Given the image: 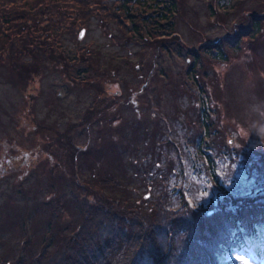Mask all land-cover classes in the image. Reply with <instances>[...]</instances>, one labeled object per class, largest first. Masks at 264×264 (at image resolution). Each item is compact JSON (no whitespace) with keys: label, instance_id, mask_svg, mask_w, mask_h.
Listing matches in <instances>:
<instances>
[{"label":"rangeland","instance_id":"rangeland-1","mask_svg":"<svg viewBox=\"0 0 264 264\" xmlns=\"http://www.w3.org/2000/svg\"><path fill=\"white\" fill-rule=\"evenodd\" d=\"M57 1L86 25L80 39L78 30L61 43L87 49L89 77L101 71L107 79L96 97L58 71L36 75L28 87L35 123L27 87L0 76V264H49L62 235L81 220L83 198L94 200L85 195L101 171L115 174L119 185L97 188L98 200L119 199L164 237L140 264H172L173 254L184 255L192 243L181 239L194 229L187 217L236 201L264 203V0H175L172 13L161 9L167 2L129 0L123 10L135 21L166 15L129 42L120 1ZM254 16L258 28L249 25ZM218 41L216 50L211 44ZM9 71L0 63V73ZM91 108L92 122L82 124ZM64 134L83 148L76 177L57 144ZM233 252L219 264H242L237 256L264 264L263 245ZM121 254L110 252L106 264L121 263Z\"/></svg>","mask_w":264,"mask_h":264},{"label":"trees","instance_id":"trees-1","mask_svg":"<svg viewBox=\"0 0 264 264\" xmlns=\"http://www.w3.org/2000/svg\"><path fill=\"white\" fill-rule=\"evenodd\" d=\"M118 1L122 5L120 9L125 12L126 21L130 23V29L127 30L130 36H124L123 42H129L135 36L142 39L143 27L149 26L152 30L154 26L151 27V24L160 25V21L166 16L163 11L160 18H155L152 20L153 22L149 21L148 17H142L139 18V21H135L136 16L133 12L123 10L129 8L130 5L126 3L129 0ZM155 2L169 3V6L165 4L161 9H167L170 13L175 6V0H156ZM58 4L57 0H0V63L1 66H6L11 70L8 73H0V76L9 78L7 80L12 85L16 82L23 84L20 87L24 89L26 86L28 91L30 84L37 81L35 80L36 75L49 69L60 72L66 80L69 78L71 81L69 83L73 87L82 86L87 90L94 89L96 97H98L97 95L103 91L102 84L106 82L107 76L100 73L101 71L99 73L95 71V77H89L87 69L91 68L89 63L91 57L88 55V50L80 46L77 49L74 48L73 51L68 50L61 43L65 39L64 35L76 33L86 25L77 23L78 18L74 19L77 13L61 11ZM76 10L78 9L76 8ZM68 18H71L69 19L71 22L68 21ZM257 21L258 17L254 16L249 25L257 27ZM233 43L235 44V41ZM211 45L218 50L221 43L218 41ZM211 45L205 44L201 47L204 52L208 53L211 49L207 48ZM235 46H237V41ZM192 62L195 63V61ZM79 64H83L85 68H79ZM82 70L86 71H83L81 75L80 71ZM73 72H77V76H74ZM28 97L30 119L36 123L32 112L34 105L32 101L35 97L29 91ZM89 110V115L85 112L81 118L82 124L92 122L91 117L94 111H92L93 108ZM201 124L206 131L208 129L206 120L201 119ZM89 125H81V128ZM72 127H75V124ZM60 137L57 144L61 145L64 154L68 155L69 172L76 177L75 163L78 153H84L83 148L74 144L68 134ZM50 146L47 145V147ZM54 155H57V158L61 160L62 156ZM99 174L94 181V185L98 186L85 195L92 196L94 200L89 197L83 198L80 207L81 220L73 233L62 235L61 243H59L60 250L55 251L49 264H106L109 253L119 252V250L123 251L124 257L121 254L122 262L117 263L140 264L141 254L144 251L148 250L147 256L151 259L150 251L153 248L164 246V237L157 234L158 227H155L153 223L147 226L148 229L152 226V229L147 233L148 229L145 225L147 222L140 212L138 214L132 208L125 210L119 207L120 200L110 196L107 197L108 199L105 198L106 200H98L100 196H97V188L103 189L107 185H119L115 174L109 171H101ZM124 213L126 216L123 215ZM199 214L201 215L198 217ZM199 214L195 215L193 219L187 217L194 224L191 225L194 229L187 227L185 233L191 238L183 237L181 244L188 240L192 245L189 248L183 247L184 255L173 254L171 260L174 262L172 264H179V260L183 257L185 259L181 264H219L218 260L223 254L228 255V253H234L233 251L238 253V251L249 249L254 245L264 246V203L247 202L243 205L236 201V203H230V208L227 204L218 206L211 215ZM53 223L50 222V231H53L50 229ZM45 240H49L48 233ZM41 253L44 254L45 250L43 249ZM145 254L142 255L143 261ZM170 254L172 256V253L169 252L163 257L162 263L167 261L166 257H169Z\"/></svg>","mask_w":264,"mask_h":264},{"label":"snow or ice","instance_id":"snow-or-ice-1","mask_svg":"<svg viewBox=\"0 0 264 264\" xmlns=\"http://www.w3.org/2000/svg\"><path fill=\"white\" fill-rule=\"evenodd\" d=\"M205 195H206V194H205ZM235 259H237L238 261H241L242 264H247V261H245V260L243 259V257L237 256V257H235Z\"/></svg>","mask_w":264,"mask_h":264},{"label":"water","instance_id":"water-1","mask_svg":"<svg viewBox=\"0 0 264 264\" xmlns=\"http://www.w3.org/2000/svg\"><path fill=\"white\" fill-rule=\"evenodd\" d=\"M83 33H84V29H81L80 31H79V33H78V37H79V39L83 36Z\"/></svg>","mask_w":264,"mask_h":264}]
</instances>
